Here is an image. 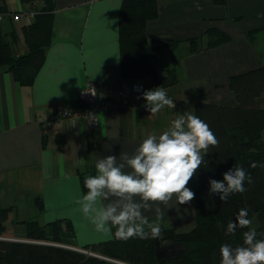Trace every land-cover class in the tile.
<instances>
[{"label":"crops","instance_id":"obj_1","mask_svg":"<svg viewBox=\"0 0 264 264\" xmlns=\"http://www.w3.org/2000/svg\"><path fill=\"white\" fill-rule=\"evenodd\" d=\"M122 1L55 0L51 41L34 81L22 85L14 74L0 70V202L13 207L3 239L23 241L25 225L18 222L32 220L42 226L70 221L72 242L80 248L112 240L113 235L95 232L79 211L76 200L86 193L82 174L85 178L95 174V162L103 156L132 154L147 135L161 133L178 114H195L200 94L212 104L232 100L230 78L264 65L263 49L247 36L264 29V0H157L158 16L148 22L146 35L154 42L179 41L162 55L164 68L174 69L178 77V84L165 89L176 106L152 115L145 112V101L138 110L119 105L115 98L120 91L130 95L138 83H143L145 91L153 89L149 79L122 74ZM5 3L8 15L1 29L5 34L16 32L14 53L25 54L23 27L42 3ZM16 14L21 15L18 21ZM210 28L225 32L231 40L193 53L190 39L204 37ZM96 82L104 83L110 103L99 125L88 130L80 121L61 120L53 122L45 135L37 115L48 119L57 109L78 108L80 90ZM180 212L183 218L175 209L167 210L161 223L179 233L192 230L196 226L193 203L180 206ZM145 214L154 217L152 212Z\"/></svg>","mask_w":264,"mask_h":264},{"label":"trees","instance_id":"obj_2","mask_svg":"<svg viewBox=\"0 0 264 264\" xmlns=\"http://www.w3.org/2000/svg\"><path fill=\"white\" fill-rule=\"evenodd\" d=\"M36 2H41L42 6L35 10L33 20L23 27L27 53H14L17 34L15 31L5 34L0 25V70L14 74L22 85L34 81L51 41L55 0H21L22 5ZM0 13H7L5 0H0ZM157 16V0L122 1L119 17L121 67L125 78L149 79L153 89H166L178 84V77L174 69L164 68L163 51L175 48L179 41L154 42L147 37V24ZM263 35L264 29H261L247 36L258 46ZM229 40L231 37L225 32L210 28L204 37L190 39L191 51L200 52ZM230 89L233 98L228 102L212 104L200 94L195 104V115L210 126L220 143L219 147L209 149L205 157L207 166H202L188 185L195 192L192 203L196 226L192 230L179 233L161 223L158 238L122 241L113 234L112 240L80 248L72 242L74 230L70 221L42 226L37 221L25 220L18 222L25 225L24 242L10 241L3 237L13 207L2 206L0 202V264H219L221 244H241L242 233L248 230L237 229L235 235H225L228 222L234 220L242 208L256 214L258 226L255 229L258 234L264 232V168L250 167L252 162L264 164V65L232 76ZM234 165L243 166L253 182L246 181V191L230 195L227 203H222L218 196L210 197L209 179L222 180L223 173ZM81 177L84 188L85 173ZM84 191L87 190L84 188ZM258 238L261 237L258 235ZM163 242L168 244L163 246ZM168 247L178 252L168 258L157 256L159 248Z\"/></svg>","mask_w":264,"mask_h":264},{"label":"clouds","instance_id":"obj_3","mask_svg":"<svg viewBox=\"0 0 264 264\" xmlns=\"http://www.w3.org/2000/svg\"><path fill=\"white\" fill-rule=\"evenodd\" d=\"M142 98L152 115L165 106L175 108L163 87L144 91ZM219 143L199 116L188 111L178 114L161 133L147 135L132 154L121 152L97 159L95 174L84 180L86 193L76 200L79 211L98 234H114L122 241L158 238L167 210L175 209L183 218L180 206L195 199L188 185L200 168L207 166L209 149ZM257 166L264 168V164H250ZM246 181L253 182L251 175L243 166L234 165L223 173L222 180L209 179V196L227 203L230 195L246 191ZM148 212L154 213V220L145 214ZM251 224L244 208L228 222L225 235L248 230L243 231L241 244H221L219 264H264V232L258 234Z\"/></svg>","mask_w":264,"mask_h":264},{"label":"built area","instance_id":"obj_4","mask_svg":"<svg viewBox=\"0 0 264 264\" xmlns=\"http://www.w3.org/2000/svg\"><path fill=\"white\" fill-rule=\"evenodd\" d=\"M7 15V13H0V24L6 20ZM31 17H34V13L31 14ZM20 19V14L14 15V20L18 21ZM104 88L105 86L103 82L90 83L82 88L79 92L78 97L80 106L78 108L57 109L49 116L48 119H46L43 114L37 115L36 120L41 125L43 133L47 135L50 132L51 124L53 122L61 120L80 121L88 130H92L93 128L97 127L99 125L100 115L106 112L110 106V103L106 100ZM144 91L145 87L143 83L135 84L131 89L130 95H127L123 91L118 92L115 98V102L119 105L131 107L134 110H138L139 105L144 104V99L142 98V93ZM164 108L171 109L167 106H165ZM145 112L148 114L150 113L146 110V108ZM84 253L89 254L87 252ZM117 264L124 263L118 262Z\"/></svg>","mask_w":264,"mask_h":264},{"label":"rangeland","instance_id":"obj_5","mask_svg":"<svg viewBox=\"0 0 264 264\" xmlns=\"http://www.w3.org/2000/svg\"><path fill=\"white\" fill-rule=\"evenodd\" d=\"M260 46H261V49H263V51H264V37H263V39L262 40H260V44H259ZM248 217L251 219V221H252V224H251V228H257V226H258V219H257V217H256V214L254 213V212H252V211H250V210H248ZM165 249L166 248H164V249H161V248H159V253H162L163 251H165ZM180 249V248H179ZM180 251V250H179ZM176 252H178V250H175V252L174 253H176ZM181 252V251H180ZM184 251H182L181 253H183ZM160 257H161V255H160Z\"/></svg>","mask_w":264,"mask_h":264},{"label":"flooded vegetation","instance_id":"obj_6","mask_svg":"<svg viewBox=\"0 0 264 264\" xmlns=\"http://www.w3.org/2000/svg\"><path fill=\"white\" fill-rule=\"evenodd\" d=\"M174 252H175V249L173 247H168L165 249V251H163L161 253V257L168 258V257L172 256L174 254Z\"/></svg>","mask_w":264,"mask_h":264},{"label":"water","instance_id":"obj_7","mask_svg":"<svg viewBox=\"0 0 264 264\" xmlns=\"http://www.w3.org/2000/svg\"><path fill=\"white\" fill-rule=\"evenodd\" d=\"M5 240H6V239H5ZM22 242H24V240H23ZM162 244H163V246H164V245H167L168 243H167V242H163ZM156 253H157V256H158V257H160L161 253H159V251H158V250H157V252H156Z\"/></svg>","mask_w":264,"mask_h":264}]
</instances>
